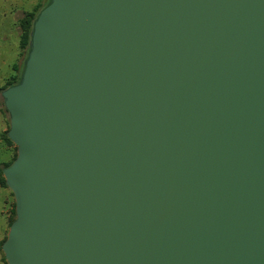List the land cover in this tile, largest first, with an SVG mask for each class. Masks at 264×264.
<instances>
[{
	"label": "water",
	"instance_id": "1",
	"mask_svg": "<svg viewBox=\"0 0 264 264\" xmlns=\"http://www.w3.org/2000/svg\"><path fill=\"white\" fill-rule=\"evenodd\" d=\"M1 95L7 264H264V0H50Z\"/></svg>",
	"mask_w": 264,
	"mask_h": 264
},
{
	"label": "rangeland",
	"instance_id": "2",
	"mask_svg": "<svg viewBox=\"0 0 264 264\" xmlns=\"http://www.w3.org/2000/svg\"><path fill=\"white\" fill-rule=\"evenodd\" d=\"M50 0H0V264H7L1 246L15 220V202L5 185L2 170L17 156L16 146L8 139L9 114L4 108L1 93L20 80L29 45L20 46V21L26 14L34 18Z\"/></svg>",
	"mask_w": 264,
	"mask_h": 264
},
{
	"label": "trees",
	"instance_id": "3",
	"mask_svg": "<svg viewBox=\"0 0 264 264\" xmlns=\"http://www.w3.org/2000/svg\"><path fill=\"white\" fill-rule=\"evenodd\" d=\"M35 18L32 14H26L23 19L20 21L21 26V35H20V46L21 48L26 47L29 45L30 41V34L32 29V24L34 22ZM13 86V83H9L8 87ZM10 166L6 165V167Z\"/></svg>",
	"mask_w": 264,
	"mask_h": 264
}]
</instances>
